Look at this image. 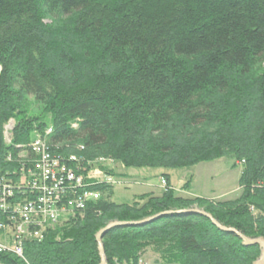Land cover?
Returning a JSON list of instances; mask_svg holds the SVG:
<instances>
[{
	"label": "trees",
	"instance_id": "16d2710c",
	"mask_svg": "<svg viewBox=\"0 0 264 264\" xmlns=\"http://www.w3.org/2000/svg\"><path fill=\"white\" fill-rule=\"evenodd\" d=\"M50 17L72 18L65 36L44 24ZM75 44L107 56L110 71L103 64L80 77L87 61L71 56ZM29 107L40 109L28 115ZM36 136L52 153L79 144L87 159L124 168L175 170L228 158L242 166L240 194L187 200L163 175L158 196L118 204L114 186L98 179L114 177L113 167L80 164L74 168L99 198L46 229L41 242L23 240L24 262L0 253V264H99L94 235L107 222L194 203L221 226L264 239V0H0V176H19L16 159L32 160ZM102 246L106 264H137L148 247L168 264H253L260 255L193 213L113 228Z\"/></svg>",
	"mask_w": 264,
	"mask_h": 264
},
{
	"label": "rangeland",
	"instance_id": "374dc122",
	"mask_svg": "<svg viewBox=\"0 0 264 264\" xmlns=\"http://www.w3.org/2000/svg\"><path fill=\"white\" fill-rule=\"evenodd\" d=\"M71 23H72L71 17L70 18L50 17L44 20V24L51 25V27H54L53 32L57 33L58 36L60 37L65 36V34L62 33H64L65 31H69V25ZM71 26L72 25H70V27ZM55 51H57V48L56 50L53 49V51L51 52L52 61H54V63H55L54 58L58 57L56 55L57 52ZM70 51L73 52L71 56L74 59H76L78 63H80L83 59H86L87 61L85 62L84 66L83 65L80 67L78 65H77L78 67L76 66L77 67L76 73L78 72V75H80V77H86V75H88L91 71H93V69H96L103 64L106 65L107 68H109V71L111 69L108 63L107 56H100V57L95 56L94 54H92L91 51H87V52L84 51L82 49V46H79L78 44L77 45L75 44V46L72 49H70ZM60 68L61 69L63 68V64L61 65ZM74 71L75 70L73 69L72 72ZM26 100L32 103L31 99H26ZM35 108L40 109L39 107H29L30 113L28 115H31L32 110ZM11 121L12 124H14L13 120ZM11 131L12 130H8V134L4 133V136H6L8 140L10 138L9 135ZM84 151L85 149H83L82 146L79 144L73 146L65 145L64 147L59 149L58 154L52 153L53 155H51V157L55 159L56 158L66 159L68 157L70 158L72 157L73 161L69 162L70 163L69 165L72 166L77 165L76 162H80L81 164L83 163L85 165H88L90 164L91 161H96L100 159H106L105 160L106 164L112 162L113 165L112 167L115 170V175L114 177H112L114 180V195L112 200L115 203H127V202L130 203V200L132 199L131 201H133L136 197V196L133 197V195L142 194V193H152L153 195L158 196L163 189L165 190V187L160 184L161 179L162 178L164 179V177L161 176L162 174L168 175V182H170V186L174 189L176 194L180 197L187 198V200L194 198L195 199L202 198V199H207L209 201L222 202L227 200H234L238 198L240 194L239 177L242 166L240 165V163L234 162L233 160H229L228 158H221L210 162H202L189 168L175 169V170H165L162 168L137 169V168H124L120 164L115 163L110 158L97 157L94 159H87L84 155ZM15 163L17 165V169H19L23 164L26 167H28L33 163V160H30L29 158H27V156L25 157L23 154H21L20 156H18V159H16ZM26 164H28V166ZM105 167H109V166L105 165ZM164 181L166 182L165 179ZM189 206L190 207L188 209H181V210L195 209L202 211L200 205L196 203ZM69 212L70 211L64 212V216L58 218L54 223H52V226L53 227L57 225L62 226L63 220L66 219L65 217L74 214L73 211H71L70 213ZM109 223H111V221L107 222L105 226L108 225ZM14 234L15 236L13 235L11 228H5L4 230L0 231V244L5 247L3 254L4 253L11 254L14 257L24 262L23 246L22 244L20 246L16 242L19 239H15V237L17 238V234L15 232ZM42 237L43 238H41L39 242H41L45 238V232L42 233ZM15 246H20L21 252L17 251V249L14 248ZM260 254H261V250H260ZM137 260L138 261L141 260L146 264H168L164 262L162 257L152 247H148L140 251L137 254Z\"/></svg>",
	"mask_w": 264,
	"mask_h": 264
},
{
	"label": "built area",
	"instance_id": "2783aa9c",
	"mask_svg": "<svg viewBox=\"0 0 264 264\" xmlns=\"http://www.w3.org/2000/svg\"><path fill=\"white\" fill-rule=\"evenodd\" d=\"M12 128V121L9 120L4 133L8 134ZM49 134L51 128L44 133L45 136ZM44 138L36 136L31 140L28 149L34 155L33 163L29 166L26 164L28 167L23 164L18 177L0 176V231L11 228L13 235L14 232L17 234L15 239H19L16 242L20 246L25 239L39 242L43 238L42 233L64 216V212L78 213L88 202L99 198V194L89 189L82 175L74 168L81 163L76 162L77 165L72 166L69 165L72 161L52 158L53 154ZM105 160L91 161L88 166H113L112 162L106 164ZM99 178V183L114 186L111 176L102 175ZM160 184L165 187L163 178ZM30 227L34 229L31 231ZM20 246L14 248L21 252ZM4 250L5 247L0 244V253ZM137 264L146 263L139 260Z\"/></svg>",
	"mask_w": 264,
	"mask_h": 264
},
{
	"label": "water",
	"instance_id": "95a60500",
	"mask_svg": "<svg viewBox=\"0 0 264 264\" xmlns=\"http://www.w3.org/2000/svg\"><path fill=\"white\" fill-rule=\"evenodd\" d=\"M169 213H193V214H197V215H200V216L206 218L207 220H209V222L212 224V226H214L218 230L225 232V233H230V234H233L234 236H236L241 241V244L243 246H245V247H247V246H258L261 250V254H260L259 258L253 264H264V239L263 238L259 237V238L251 239V238L245 237L244 235H242L241 233H239L238 231H236L233 228H226V227L221 226L218 222H216L212 218V216L210 214L205 213L203 211L195 210V209L167 211V212L157 214L155 216L149 217L147 219H144V220H141L138 222H116V221H114V222L109 223L104 228L99 230L97 232V234L95 235V242L97 244V251H98V256H99V264H106L105 256H104V252H103V246H102V238L105 235V233H107L109 230L116 228V227L141 225V224L147 223L153 219H156L163 214H169Z\"/></svg>",
	"mask_w": 264,
	"mask_h": 264
},
{
	"label": "bare ground",
	"instance_id": "6f19581e",
	"mask_svg": "<svg viewBox=\"0 0 264 264\" xmlns=\"http://www.w3.org/2000/svg\"><path fill=\"white\" fill-rule=\"evenodd\" d=\"M7 124H5V126H6ZM5 126H4V131H5ZM4 141L6 142V143H9V140L8 141H6V137L4 136ZM83 148V147H82ZM84 149V148H83ZM60 159H62V158H60ZM69 159H71V160H69ZM73 159H74V157H73ZM76 159V158H75ZM63 160H67V161H73L72 160V157L70 158V157H68V158H66V159H63ZM78 160V159H77Z\"/></svg>",
	"mask_w": 264,
	"mask_h": 264
},
{
	"label": "crops",
	"instance_id": "0c3cea01",
	"mask_svg": "<svg viewBox=\"0 0 264 264\" xmlns=\"http://www.w3.org/2000/svg\"><path fill=\"white\" fill-rule=\"evenodd\" d=\"M163 175H167V174H162L161 176H163ZM160 178H161V177H160ZM160 178H159V179H160ZM169 185H170V182H169ZM142 194H146V193H142ZM151 194H152V193H151ZM113 195H114V194H113ZM138 195H141V194L133 195V197H134V196H138ZM112 199H113V197H112ZM131 200H132V199H131ZM131 200H130V202H131ZM127 203H128V202H127ZM118 204H120V203H118Z\"/></svg>",
	"mask_w": 264,
	"mask_h": 264
}]
</instances>
